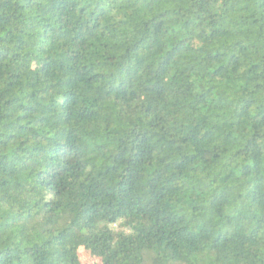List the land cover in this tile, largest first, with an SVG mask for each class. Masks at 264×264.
<instances>
[{
	"label": "trees",
	"instance_id": "trees-1",
	"mask_svg": "<svg viewBox=\"0 0 264 264\" xmlns=\"http://www.w3.org/2000/svg\"><path fill=\"white\" fill-rule=\"evenodd\" d=\"M81 250L264 264V0H0V264Z\"/></svg>",
	"mask_w": 264,
	"mask_h": 264
},
{
	"label": "rangeland",
	"instance_id": "rangeland-1",
	"mask_svg": "<svg viewBox=\"0 0 264 264\" xmlns=\"http://www.w3.org/2000/svg\"><path fill=\"white\" fill-rule=\"evenodd\" d=\"M79 258H80L81 264H97V260H94L93 258H91V256L85 251H82V250L79 251Z\"/></svg>",
	"mask_w": 264,
	"mask_h": 264
}]
</instances>
